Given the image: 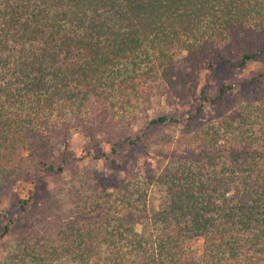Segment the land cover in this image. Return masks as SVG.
Wrapping results in <instances>:
<instances>
[{"label": "trees", "instance_id": "trees-1", "mask_svg": "<svg viewBox=\"0 0 264 264\" xmlns=\"http://www.w3.org/2000/svg\"><path fill=\"white\" fill-rule=\"evenodd\" d=\"M216 60L264 61V0H0V200L19 194L0 214L7 264H87L102 236L104 264H264V80L213 96L200 84ZM74 133L96 158L155 153L134 181L121 165L104 177L69 162Z\"/></svg>", "mask_w": 264, "mask_h": 264}, {"label": "rangeland", "instance_id": "rangeland-1", "mask_svg": "<svg viewBox=\"0 0 264 264\" xmlns=\"http://www.w3.org/2000/svg\"><path fill=\"white\" fill-rule=\"evenodd\" d=\"M202 77L203 78L200 84V88L204 85H207L208 83L211 84L209 87V92L211 93V95L215 96L219 93V87L222 83L232 84L234 87L238 88L240 82L252 77H260L264 80V61L249 62L245 67L237 68L226 66L223 61L216 60L214 66V75H211V70L206 68L202 73ZM181 108L182 106L170 108V115L183 119V115L180 114L182 111ZM139 127H142V122H139L135 125L136 129H138ZM182 127H184V122L177 126H172L171 128L176 134ZM70 142L73 152V158L69 162H73L74 165L86 166L96 169L102 175L104 174V177L105 175H109L110 177H112L114 174H117L118 171L115 169V166L117 165L127 166L130 171L123 172V174L125 175V180H127L128 182L129 180L134 181L136 179L133 178L134 174L132 172H134L140 162H142V156H152L155 149V147H145V143L141 141L135 149L130 150L126 153H122L117 158L105 159L104 157L96 158V152L93 144L87 138L81 136L78 133L73 134ZM159 162H165V160H163L162 158ZM108 191L111 195L108 196L105 204L109 207V209H112L113 214L117 215L119 208V206H117V203L119 202V196L117 194L118 190L116 191V189H109ZM119 194H121V192ZM147 196L149 199L148 207L151 211H153V209H155L162 201L163 192L159 186L152 185L147 193ZM18 199L19 194L17 191H13L10 195L2 197L0 200V214H6L9 216L16 214L19 211ZM141 229V225H138L137 230L141 231ZM111 241L112 238L108 236H102L96 242V252L92 255L90 260H88L87 264H104L108 258V244ZM111 245L113 246L114 242H111ZM12 248L13 247L10 242L1 243L0 264H7L8 254L11 252ZM56 264L77 263L71 261H59Z\"/></svg>", "mask_w": 264, "mask_h": 264}]
</instances>
